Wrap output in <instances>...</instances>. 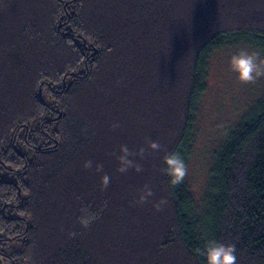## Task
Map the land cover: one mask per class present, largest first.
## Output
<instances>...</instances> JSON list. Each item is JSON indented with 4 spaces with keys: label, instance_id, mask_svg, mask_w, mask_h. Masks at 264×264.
Masks as SVG:
<instances>
[{
    "label": "trees",
    "instance_id": "obj_1",
    "mask_svg": "<svg viewBox=\"0 0 264 264\" xmlns=\"http://www.w3.org/2000/svg\"><path fill=\"white\" fill-rule=\"evenodd\" d=\"M236 46L264 57V0H0V171L18 178L0 179L6 264H207V239L264 264V92L215 152L202 202L162 172L166 151L188 166L212 59ZM146 138L163 150L118 172L120 146ZM84 206L100 216L88 229Z\"/></svg>",
    "mask_w": 264,
    "mask_h": 264
},
{
    "label": "rangeland",
    "instance_id": "obj_2",
    "mask_svg": "<svg viewBox=\"0 0 264 264\" xmlns=\"http://www.w3.org/2000/svg\"><path fill=\"white\" fill-rule=\"evenodd\" d=\"M58 27L59 29L63 28ZM241 48L256 51L251 46L228 47L219 50L212 59L207 89L196 116L195 145L188 164V174L185 177L197 202H202V198L206 194L214 154L225 138L227 131L259 102L264 92V78L258 80L255 85L243 84L238 80L237 74L230 70V58ZM40 92H42L41 88ZM32 149L31 147V151ZM1 178L6 181L12 179L18 182L15 173L11 172L0 171ZM4 209L7 207L4 206ZM6 212L7 219L14 218L16 212L19 215L17 209L12 211L11 208H8ZM13 226L12 223L10 227L13 228ZM18 234V232L15 233L13 239L18 240ZM16 240L13 241L12 245L16 244ZM6 248V243L0 241V250ZM6 262L4 257L0 256V263L6 264Z\"/></svg>",
    "mask_w": 264,
    "mask_h": 264
},
{
    "label": "clouds",
    "instance_id": "obj_3",
    "mask_svg": "<svg viewBox=\"0 0 264 264\" xmlns=\"http://www.w3.org/2000/svg\"><path fill=\"white\" fill-rule=\"evenodd\" d=\"M230 70L237 74L238 80L243 84L255 85L258 80L264 78V57L259 51H249L247 48H241L233 54L230 58ZM113 128L120 127L119 124H114ZM147 149L141 147L139 151L130 150L127 145L120 146V154L117 156L119 167L117 169L120 173H127L130 169L137 173L142 172L143 166L137 162L136 157L144 159L148 149L151 152H159L163 150V146L150 138H146ZM165 167L162 172L171 178V184L176 186L183 183L184 178L188 174V166L185 163L182 155L179 152H167L164 156ZM84 168L91 170L93 168V161L88 160L84 163ZM95 170L97 172L103 171V164H96ZM111 182V177L104 174L102 177L101 190L106 191ZM154 196V192L150 185L145 184L136 201L137 204L143 205L149 202V198ZM79 199V197H77ZM167 204V200L161 199L153 206L157 211H162L163 206ZM104 207H107L105 202ZM81 215L78 219L82 228L88 229L95 222L100 219L98 213L91 211L84 206L80 209ZM69 238L73 239L77 236L75 231L68 233ZM196 253L200 256L206 257L207 264H237V249L235 244H225L216 239H207L203 248H197Z\"/></svg>",
    "mask_w": 264,
    "mask_h": 264
},
{
    "label": "bare ground",
    "instance_id": "obj_4",
    "mask_svg": "<svg viewBox=\"0 0 264 264\" xmlns=\"http://www.w3.org/2000/svg\"><path fill=\"white\" fill-rule=\"evenodd\" d=\"M70 2H71V1H69V3H70ZM72 2H73V1H72ZM90 51L93 52L92 56H95V55H97V54L99 53V51H98L97 49H95V48H91ZM58 113H59V118H61L62 115H63V112H62V111H58Z\"/></svg>",
    "mask_w": 264,
    "mask_h": 264
}]
</instances>
